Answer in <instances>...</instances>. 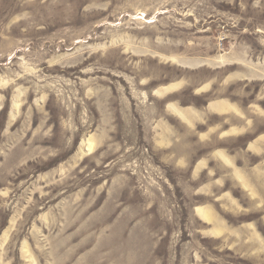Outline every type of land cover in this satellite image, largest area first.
<instances>
[{"label": "rangeland", "instance_id": "rangeland-1", "mask_svg": "<svg viewBox=\"0 0 264 264\" xmlns=\"http://www.w3.org/2000/svg\"><path fill=\"white\" fill-rule=\"evenodd\" d=\"M0 264H264V0H0Z\"/></svg>", "mask_w": 264, "mask_h": 264}, {"label": "bare ground", "instance_id": "bare-ground-1", "mask_svg": "<svg viewBox=\"0 0 264 264\" xmlns=\"http://www.w3.org/2000/svg\"><path fill=\"white\" fill-rule=\"evenodd\" d=\"M173 86L172 87H169V88H166V89H164L163 91H156L155 92V94H157V95H163V94H166V93H169V92H171V91H173ZM225 104H227L226 102H225ZM222 105H224L223 104V102H218V103H216V104H212V105H209L210 106V109H212V110H214V111H223V110H225L224 109V107L222 106ZM225 106V108H226V105H224ZM171 108H173L174 110H175V114L178 116V117H180L183 121H185V122H190V118H188V116L184 113V112H182V111H180V110H177L176 108H174V107H171ZM92 147H93V144L91 143V142H89V145H88V151H90L91 149H92ZM220 156L222 157V159H224V161L226 162V163H228V161H227V159H226V157L223 155V154H220ZM199 214L201 215V217L205 220H211L212 219V217H210V215H209V213H207L206 211L204 212L203 210H200L199 211Z\"/></svg>", "mask_w": 264, "mask_h": 264}]
</instances>
